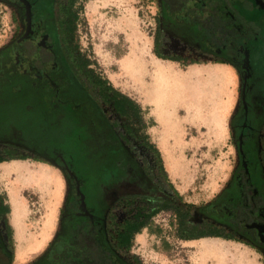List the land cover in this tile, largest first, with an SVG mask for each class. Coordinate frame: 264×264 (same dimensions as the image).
Here are the masks:
<instances>
[{
  "label": "flooded vegetation",
  "instance_id": "af4514ba",
  "mask_svg": "<svg viewBox=\"0 0 264 264\" xmlns=\"http://www.w3.org/2000/svg\"><path fill=\"white\" fill-rule=\"evenodd\" d=\"M153 1L159 5L154 41L160 27L164 46L226 60L242 76V105L233 125L238 165L204 205L208 219L198 211L194 222L206 219L215 228L204 233L240 239L264 255V0ZM72 2L0 0L14 23L9 43L0 48V159H34L68 176L59 232L32 264L126 263L125 251H109L120 244L127 221L137 212L139 221L146 219L159 199H173V190L159 183L129 138L126 145L125 132L84 80L66 37ZM145 202L153 205L141 213ZM5 206L0 201V264H14L1 225ZM158 213L172 218L178 238L188 241L172 209Z\"/></svg>",
  "mask_w": 264,
  "mask_h": 264
},
{
  "label": "rangeland",
  "instance_id": "374dc122",
  "mask_svg": "<svg viewBox=\"0 0 264 264\" xmlns=\"http://www.w3.org/2000/svg\"><path fill=\"white\" fill-rule=\"evenodd\" d=\"M67 11L66 37L84 80L101 96L105 110L147 158L150 168L159 171L164 166L184 201L212 202L238 165L233 125L242 105L244 85L239 70L198 54H194L198 64L192 65L157 57L156 1L73 0ZM13 31L10 11L0 3V48L9 43ZM185 49L174 45L159 51L171 58ZM163 61L178 72L168 70ZM199 67L227 73L229 80H212L209 70L203 72ZM197 74L200 78H195ZM110 85L132 99L122 113L115 109ZM165 122L171 123L172 135L162 126ZM16 164L50 169L51 174L43 185L4 174ZM69 191L68 176L54 165L34 159L0 163V201L9 208L1 225L12 246L14 264H32L48 252L59 232ZM151 204L140 203L145 207L139 209L145 211ZM147 212L153 214L144 219L146 227L131 243V254L145 264H264V255L240 241L181 240L166 213ZM202 243L219 244L223 253L204 254Z\"/></svg>",
  "mask_w": 264,
  "mask_h": 264
},
{
  "label": "trees",
  "instance_id": "16d2710c",
  "mask_svg": "<svg viewBox=\"0 0 264 264\" xmlns=\"http://www.w3.org/2000/svg\"><path fill=\"white\" fill-rule=\"evenodd\" d=\"M167 8L168 7H167V4L165 2V4L163 5V13L164 14L167 13ZM158 20H159V17L157 18V22L159 24ZM164 33H165V31L163 29H161L160 27H158V31L156 33V38H155V43H154V53L157 55V57L162 58V59H168L171 61L180 62V63H183L184 65L198 64L197 57L193 54V52L189 48L185 49L184 53L179 55V56H175V57H171V58L163 57L159 50L161 47L164 46V41H163ZM215 60L217 63H220V64H227V65L230 64L231 65V63H229L228 61L223 60V59L222 60L221 59L220 60L215 59ZM259 82L261 84V82H263V81H259ZM260 86L264 87V84H261ZM109 90L113 93L112 97L115 98L114 99V106H115V109L119 113L123 112L124 107L126 105L132 104V99H130L127 95H124L121 92H119L118 90H116L112 85H110ZM94 96L96 98H98L101 102V96H99L98 93L95 92ZM118 127L120 128L119 123H118ZM124 141H125L126 145H129L127 135L124 136ZM3 161H5V159H0V163ZM149 169H150V172H151V170H154L152 168H149ZM156 173H157L156 176L159 179V183L168 184L171 187V189L173 190V199L170 200L169 202L165 201L166 199L165 200L159 199L158 200L159 204L156 207L155 211H153L154 213L160 212L161 210L172 209L178 216L180 231L184 232L187 230V233L183 237L186 240L197 239V238H201L204 236H223L224 238H227L228 240H230L231 237L226 236V235L219 233L217 231L216 232L214 231L212 234L204 233L202 230L209 229V227H212V226L214 229L215 226L212 223L207 222L206 219H205L204 223H199V222L195 223L194 217H195V213L199 211V212H201V215L204 216V218L208 219V217H207L208 215L205 213H202V211H204L206 207L204 205H196L193 203L183 201V198L180 196L178 191L175 189L174 185L168 179L167 172H166L164 166H162L159 171H156ZM140 211H141V213H143L142 210H140ZM3 212L8 213L9 208L7 206H5V209ZM152 214L153 213H151L149 215V217ZM140 215L137 212L136 215H133V217H131V219L127 221V224H126L127 231L122 236L120 244L115 246L116 250L112 249V251H109V252H111V254H116L117 253L116 251H118V249L120 251H125L126 263L121 261V259L120 260L115 259V260L111 261V263H108V264H145L136 255H133L130 253L131 243L133 242L132 238L135 237L136 234L141 233V231L146 227L144 217H143V221H139ZM137 219H138V221H137ZM231 240L244 242V241H241L240 239H231ZM109 248H112V245L111 246L109 245Z\"/></svg>",
  "mask_w": 264,
  "mask_h": 264
},
{
  "label": "bare ground",
  "instance_id": "6f19581e",
  "mask_svg": "<svg viewBox=\"0 0 264 264\" xmlns=\"http://www.w3.org/2000/svg\"><path fill=\"white\" fill-rule=\"evenodd\" d=\"M140 52V51H139ZM134 55H136L134 53ZM145 58V57H144ZM141 60V59H140ZM129 65V64H128ZM128 67V66H127ZM163 68V67H162ZM133 69V68H132ZM131 69V70H132ZM130 70V71H131ZM160 70V69H159ZM169 70V69H168ZM135 74V73H134ZM161 74V72H160ZM209 78H211L212 80H229L228 79V75L227 73H220V72H217V71H212V70H209ZM174 75V74H173ZM165 76V75H164ZM180 76V75H179ZM178 76V77H179ZM160 77V76H159ZM158 77V78H159ZM162 77V76H161ZM134 78V77H133ZM164 78V77H162ZM195 78H200L197 75H195ZM167 79V78H166ZM147 80V79H146ZM172 80V79H171ZM177 80V79H176ZM161 81V80H160ZM170 81V80H169ZM187 81V80H186ZM159 83V82H158ZM162 83V82H161ZM171 83V82H170ZM183 83V82H182ZM168 84V83H167ZM168 86V85H167ZM160 123V122H159ZM162 124V123H161ZM162 126H164L165 128H167V134L169 135H172L171 134V123H168V122H165V124H162ZM163 127V128H164ZM168 128H169V131H168ZM168 135V136H169ZM166 161L168 163V165H170L169 161H170V157L169 155L166 156ZM175 164V163H174ZM12 165V164H11ZM17 165V164H16ZM34 166V165H32ZM6 167V166H5ZM12 171H15V173H12ZM54 173V172H53ZM4 174H16L18 176V178H20L21 180L23 179H27L29 182L31 183H38V184H45L46 181H47V178L49 176L50 173V169H46V168H40V169H37V168H34V167H31L29 165H17V166H12V167H8L5 169L4 171ZM53 177V176H52ZM50 179V178H49ZM55 179V178H54ZM26 180V181H27ZM18 206L19 204H17V212H19V209H18ZM16 209V208H15ZM24 210V209H23ZM16 211V210H15ZM22 211V207L20 205V212L21 213ZM204 241V239H203ZM202 241V242H203ZM203 244V243H202ZM224 247V246H223ZM202 252L204 254H210V253H223V248L219 245V244H212V243H206V244H203L202 245ZM222 255V254H221ZM217 256V255H216Z\"/></svg>",
  "mask_w": 264,
  "mask_h": 264
},
{
  "label": "crops",
  "instance_id": "0c3cea01",
  "mask_svg": "<svg viewBox=\"0 0 264 264\" xmlns=\"http://www.w3.org/2000/svg\"><path fill=\"white\" fill-rule=\"evenodd\" d=\"M160 61H162V60H160ZM162 63H164L165 66H168L167 69H169V70H173V71H175V72H178V70L175 68V66H174L173 64H169V63L167 64V63H165L164 61H163ZM199 68L202 69L203 72H205V70H212V68H209V69H204V68H201V67H199ZM193 69H194V68H192L191 70H189L188 73H186V74H184V75L190 74V72H191ZM179 73H181V72H179ZM181 74H183V73H181ZM17 228H18V226H17ZM18 229H19V228H18ZM136 236H140V233L137 234Z\"/></svg>",
  "mask_w": 264,
  "mask_h": 264
}]
</instances>
